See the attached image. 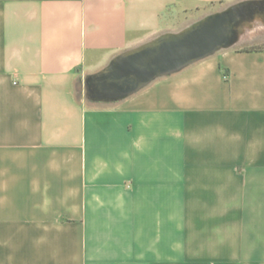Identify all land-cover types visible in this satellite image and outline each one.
<instances>
[{
	"label": "crops",
	"instance_id": "1",
	"mask_svg": "<svg viewBox=\"0 0 264 264\" xmlns=\"http://www.w3.org/2000/svg\"><path fill=\"white\" fill-rule=\"evenodd\" d=\"M238 42L126 99L81 82L181 16ZM169 9V12H168ZM264 0H0V264H264Z\"/></svg>",
	"mask_w": 264,
	"mask_h": 264
},
{
	"label": "water",
	"instance_id": "2",
	"mask_svg": "<svg viewBox=\"0 0 264 264\" xmlns=\"http://www.w3.org/2000/svg\"><path fill=\"white\" fill-rule=\"evenodd\" d=\"M249 15L232 6L208 15L176 33H163L114 58L81 82L94 102H116L138 93L157 79L172 75L215 53L234 47Z\"/></svg>",
	"mask_w": 264,
	"mask_h": 264
},
{
	"label": "rangeland",
	"instance_id": "3",
	"mask_svg": "<svg viewBox=\"0 0 264 264\" xmlns=\"http://www.w3.org/2000/svg\"><path fill=\"white\" fill-rule=\"evenodd\" d=\"M216 9L222 11L221 6H218ZM189 11L190 12L188 13L183 12L181 16H179V14L174 15L173 13L168 14V28L166 33L179 32L201 20L202 18L212 14L208 6H201V10L199 12H197L196 10Z\"/></svg>",
	"mask_w": 264,
	"mask_h": 264
},
{
	"label": "trees",
	"instance_id": "4",
	"mask_svg": "<svg viewBox=\"0 0 264 264\" xmlns=\"http://www.w3.org/2000/svg\"><path fill=\"white\" fill-rule=\"evenodd\" d=\"M223 2H211L208 4V7L211 10V13H216L219 10L216 9L218 6H222ZM169 12V9H168ZM239 52H264V43L257 44V45H247L240 49H238Z\"/></svg>",
	"mask_w": 264,
	"mask_h": 264
}]
</instances>
